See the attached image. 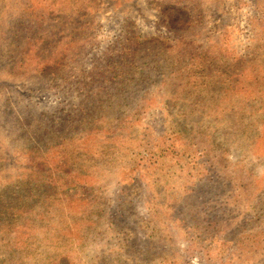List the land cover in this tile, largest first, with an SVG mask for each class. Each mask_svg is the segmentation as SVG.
Segmentation results:
<instances>
[{"label":"rangeland","instance_id":"rangeland-1","mask_svg":"<svg viewBox=\"0 0 264 264\" xmlns=\"http://www.w3.org/2000/svg\"><path fill=\"white\" fill-rule=\"evenodd\" d=\"M0 264H264V0H0Z\"/></svg>","mask_w":264,"mask_h":264}]
</instances>
